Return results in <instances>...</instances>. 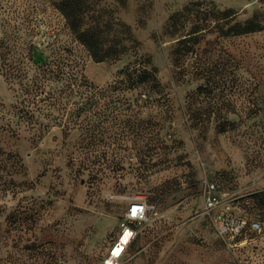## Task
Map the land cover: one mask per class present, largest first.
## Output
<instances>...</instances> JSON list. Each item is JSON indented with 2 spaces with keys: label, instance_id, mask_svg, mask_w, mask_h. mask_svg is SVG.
Wrapping results in <instances>:
<instances>
[{
  "label": "rangeland",
  "instance_id": "374dc122",
  "mask_svg": "<svg viewBox=\"0 0 264 264\" xmlns=\"http://www.w3.org/2000/svg\"><path fill=\"white\" fill-rule=\"evenodd\" d=\"M87 1L86 21L99 26L103 44L128 48L120 58L95 61L52 0H0V64L16 22L14 41L36 45L33 64L54 60L70 74L78 92L68 108L138 63L156 69L157 83L148 86L160 100L118 109L115 122L105 98L102 109H75L78 115L43 101L31 127L12 116L0 71V264H103L135 196L148 208L120 264H264V209L255 202L264 192V26L203 34L179 76L173 50L190 24L165 29L172 13L196 0ZM204 1L264 25V0ZM205 179L219 183L232 214L260 229H245L238 245L222 240L203 209Z\"/></svg>",
  "mask_w": 264,
  "mask_h": 264
},
{
  "label": "trees",
  "instance_id": "16d2710c",
  "mask_svg": "<svg viewBox=\"0 0 264 264\" xmlns=\"http://www.w3.org/2000/svg\"><path fill=\"white\" fill-rule=\"evenodd\" d=\"M52 3L64 17L75 38L86 48L95 61L118 59L128 51L124 44L119 46L103 44L102 31H100L99 26L89 24L86 21V14L91 6L87 0H52ZM211 18L215 19L213 25L207 22ZM14 23L12 24L13 41L8 51L9 59L0 64V71L4 75L8 87L12 90L13 102L9 105V109H11L12 116L17 117L18 121L34 127L39 122L38 116L42 110L39 102L42 103L43 101H47L46 104L53 106L54 109H71L68 112L70 115H78L80 109H102L98 99L100 97L105 98L104 109H109L107 117L115 122L116 116L119 114L118 109H142L145 106H152L160 100V98L153 96V91L148 86L152 82L157 83L156 69L138 63L128 64L121 68L118 71V78L112 84L109 83L98 88L96 86L91 87L89 101L82 103V105L73 102L68 108L69 96L78 92V89H74L71 85L73 82L69 77L70 74L64 69L63 64L54 60L39 64L34 63V65L32 61L36 45L31 40L27 41L24 48L18 45L14 41V34L16 35L18 31V23ZM186 24H190L189 30L177 40V45L173 50L175 56L172 58L173 66L179 76L184 70L182 60L185 57L183 56L203 34L216 31L223 36L239 35L260 30L264 26L254 18L247 17L243 21L236 20L233 9H219L212 5L209 6L204 0L188 2L181 10L172 13L168 17L165 30L175 32L177 25L185 26ZM172 27H174V31ZM192 35H194L193 38ZM146 62L148 61L145 60ZM65 80L68 85L64 84ZM64 91H66L64 95L68 98L62 95ZM127 92H136V94L131 98L125 95ZM141 93L144 94L145 98H141ZM75 109L78 112H75ZM165 109H170L167 103ZM44 114L52 120L58 119V116L52 115L51 112ZM255 202L264 209V192L256 195Z\"/></svg>",
  "mask_w": 264,
  "mask_h": 264
},
{
  "label": "built area",
  "instance_id": "2783aa9c",
  "mask_svg": "<svg viewBox=\"0 0 264 264\" xmlns=\"http://www.w3.org/2000/svg\"><path fill=\"white\" fill-rule=\"evenodd\" d=\"M147 208L148 205L143 197L135 196L129 201L127 209L118 223L117 234L103 258V264H120L121 257L137 234L135 223H139L145 218ZM203 209L208 215L212 213L218 235L230 245L241 244L240 236L245 229H260L257 220L232 214L229 205L226 206L222 202L219 183L214 179L204 180Z\"/></svg>",
  "mask_w": 264,
  "mask_h": 264
},
{
  "label": "bare ground",
  "instance_id": "6f19581e",
  "mask_svg": "<svg viewBox=\"0 0 264 264\" xmlns=\"http://www.w3.org/2000/svg\"><path fill=\"white\" fill-rule=\"evenodd\" d=\"M121 243H122V241H121ZM118 247V246H117Z\"/></svg>",
  "mask_w": 264,
  "mask_h": 264
}]
</instances>
